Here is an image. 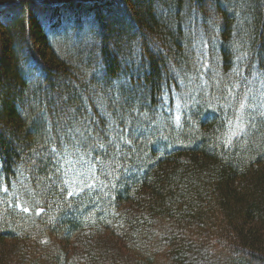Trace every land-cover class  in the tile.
<instances>
[{"label": "trees", "instance_id": "1", "mask_svg": "<svg viewBox=\"0 0 264 264\" xmlns=\"http://www.w3.org/2000/svg\"><path fill=\"white\" fill-rule=\"evenodd\" d=\"M0 264H264V0H0Z\"/></svg>", "mask_w": 264, "mask_h": 264}]
</instances>
